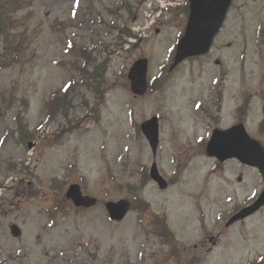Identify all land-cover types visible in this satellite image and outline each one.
I'll list each match as a JSON object with an SVG mask.
<instances>
[{
  "label": "rangeland",
  "instance_id": "rangeland-1",
  "mask_svg": "<svg viewBox=\"0 0 264 264\" xmlns=\"http://www.w3.org/2000/svg\"><path fill=\"white\" fill-rule=\"evenodd\" d=\"M19 4L9 26L15 42L0 56V264L264 262V207L225 226L257 197L260 174L235 159L216 168L205 154L211 129L233 124L245 97L246 129L264 146V0H232L211 51L185 60L141 96L131 93L128 70L147 58L149 81L171 62L186 22L179 7L148 28L142 23L145 29L120 47L118 29L133 30L143 0ZM81 46L96 63L105 61L100 95L73 71L74 49ZM72 78L68 118L49 119L46 102ZM153 115L159 119L155 154L140 130ZM152 163L167 189L149 177ZM72 183L98 203L86 210L66 203L63 192ZM134 198L137 207L124 220H109L105 201ZM162 215L176 243L150 232L154 216ZM11 224L20 236H12Z\"/></svg>",
  "mask_w": 264,
  "mask_h": 264
},
{
  "label": "water",
  "instance_id": "water-1",
  "mask_svg": "<svg viewBox=\"0 0 264 264\" xmlns=\"http://www.w3.org/2000/svg\"><path fill=\"white\" fill-rule=\"evenodd\" d=\"M230 3L231 0H189L187 23L184 34L178 41L171 68L186 57L197 56L209 50L214 36L224 21ZM147 65V59L140 58L133 63L129 70L128 78L131 91L135 94H143L147 88ZM141 128L154 153L158 144L157 119L153 117L144 122ZM31 147L32 143H29L28 148ZM207 154L215 156L219 161L235 157L244 164L258 168L264 180V149L258 141L246 133L242 124L227 130H213L211 139L207 144ZM150 175L160 188L166 187V182L159 175L155 164L151 167ZM65 196L76 207L90 208L96 204V198L84 195L77 184H71ZM262 205H264V188L254 203L234 214L228 220L227 225L247 217ZM105 206L109 217L116 221L122 220L130 208L129 202L124 199L117 202L109 201ZM10 230L13 236L20 235V229L16 225H11Z\"/></svg>",
  "mask_w": 264,
  "mask_h": 264
},
{
  "label": "trees",
  "instance_id": "trees-1",
  "mask_svg": "<svg viewBox=\"0 0 264 264\" xmlns=\"http://www.w3.org/2000/svg\"><path fill=\"white\" fill-rule=\"evenodd\" d=\"M27 3V1H25ZM20 0H0V36L3 38L4 44V51L11 48L12 43L15 42V37L11 35L9 26L12 24L13 19L12 15L18 9L20 5ZM124 10H127L131 15V5L127 2L124 4ZM184 12H187V5L184 6ZM118 33H120V39L122 37L128 38L131 37L133 34L129 29H118ZM124 40L120 41L119 46L122 47ZM8 45V46H7ZM10 47V48H9ZM17 47L13 48L15 52ZM93 56V55H92ZM90 54L86 52V48L81 46V48L74 49V58L76 59V64L73 65V71H75L81 83L85 85L87 88L95 90V94L99 93L100 90V83L104 80V72H105V61H102V64L96 63V57H92ZM92 57V58H91ZM91 66V68H89ZM164 69L162 70L161 74H163ZM74 83L75 80L72 78L68 80V82L58 90L54 91L49 99L46 102V114L49 119H52L56 114H61L64 119H67L69 110L71 108V97L70 94L72 90H74ZM18 130L22 133V126L18 124ZM63 200L66 201L64 197ZM157 225L154 226V232L165 237H171V233L166 228V224L164 219H157ZM159 226L162 227V230L158 228ZM256 264H263L262 261L256 262Z\"/></svg>",
  "mask_w": 264,
  "mask_h": 264
}]
</instances>
